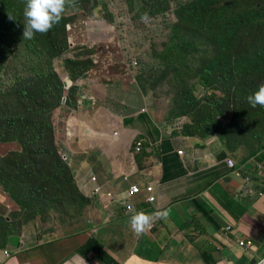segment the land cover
I'll return each mask as SVG.
<instances>
[{"label":"rangeland","instance_id":"obj_1","mask_svg":"<svg viewBox=\"0 0 264 264\" xmlns=\"http://www.w3.org/2000/svg\"><path fill=\"white\" fill-rule=\"evenodd\" d=\"M8 3L18 19L6 18L0 3V105L14 82L22 86L16 75L37 78L25 61L44 56L34 66L50 64L67 86L68 76L90 65L81 88L93 82L105 89L122 76L135 83L158 120L178 123L183 134L252 155L264 148V108L247 101L264 84V0H72L58 24L30 40L23 39L25 0ZM77 99L82 107L84 97ZM68 106L51 111L55 124L77 111L76 104ZM45 134L46 147L56 149L53 134ZM13 157H0L1 188L13 199V209L0 214V246L80 229L89 201L63 157H34L37 163Z\"/></svg>","mask_w":264,"mask_h":264},{"label":"crops","instance_id":"obj_2","mask_svg":"<svg viewBox=\"0 0 264 264\" xmlns=\"http://www.w3.org/2000/svg\"><path fill=\"white\" fill-rule=\"evenodd\" d=\"M90 70L82 78L68 76L67 98L74 95L70 101L77 111L54 123L55 148L68 157L65 163L89 201V215L73 232L0 246V264H106L95 251H81L90 238L117 264H244L263 256L264 156H257L264 148L256 156L231 150L218 139L183 134L178 123L156 118L128 78L111 80L105 89L93 82L89 90L81 88ZM77 96L84 97L82 107ZM0 150L4 157L22 147L0 142ZM227 158L235 165L229 166ZM93 174L111 197L91 195ZM137 183L153 186V202L145 200L144 191L131 194L130 185ZM11 201L0 182L1 215L13 209ZM163 209L170 210L168 218L136 237L131 216ZM244 238L252 240L251 247L237 244Z\"/></svg>","mask_w":264,"mask_h":264},{"label":"trees","instance_id":"obj_3","mask_svg":"<svg viewBox=\"0 0 264 264\" xmlns=\"http://www.w3.org/2000/svg\"><path fill=\"white\" fill-rule=\"evenodd\" d=\"M0 3L4 5V16H6V18L12 15L14 20L18 19L17 11L13 6H7L9 4L8 0H0ZM28 47L30 49L32 48L30 46ZM2 51H5L3 61H7L10 52H8L6 48H3ZM45 58L44 56H39L25 61V66L27 65L26 63H29L31 71L36 73L37 78L31 79L16 75L17 80L22 81V86L19 87L18 83L14 82L8 93L2 95L0 120L3 121L0 125L7 126L8 130L5 132L0 131V142L14 141L19 143L22 147L21 152H12L14 155L13 159L17 156H21L24 158V161L27 158L33 163H37L33 161L34 157L46 158L55 155L57 160L60 161L59 159L61 156L58 155L57 149L46 147V140L44 138L46 136L45 129L53 134L54 143V127L51 120V111L61 107L63 98L65 97L67 99L66 105H71L72 102L70 103L71 98H67L68 91L63 81L50 72V64H48V66H34L35 62H43ZM4 65L5 64L2 62L1 66L3 67ZM25 66L24 70H26ZM89 67L90 65L84 69L80 75L73 73V77H70L76 79L83 76ZM73 89L75 88L70 90V94ZM46 117L47 123L40 120ZM66 167L68 168L67 165ZM81 251L86 254L95 251L99 258L106 264H117V262H114L113 257L105 251L103 246L94 238H90L86 244L81 247Z\"/></svg>","mask_w":264,"mask_h":264},{"label":"clouds","instance_id":"obj_4","mask_svg":"<svg viewBox=\"0 0 264 264\" xmlns=\"http://www.w3.org/2000/svg\"><path fill=\"white\" fill-rule=\"evenodd\" d=\"M71 2L72 0H25V6L23 9V16L25 18V23L23 24V39L30 40L35 38L36 33H40V34L47 33L50 29L53 28L55 24H58L61 21L63 13L66 10V5H69ZM64 86L66 89L68 88L67 85ZM66 100H67L66 97L63 98L62 106L66 105L65 104ZM247 101L253 108L257 106L264 108V84L259 85L258 90H256L253 94L247 97ZM52 115L53 112L51 114V119L55 133V124ZM258 153H256L255 155L257 156ZM59 155L63 157L64 161H66L68 158L66 155L63 154H59ZM262 156H263L262 154L261 156L260 154H258L257 157H262ZM256 166L257 168H261L262 161L261 160L258 161ZM122 195H124V198L127 199L126 194H122ZM128 207L129 210H131V205H129ZM169 214H170V210L168 209L156 210L152 214H147L141 210L131 216L129 225L135 236L140 237L143 234H145L148 230H150L153 224L157 220H166ZM240 240L245 241L246 239L245 238L238 239L237 240L238 245ZM239 246L243 249H246L247 247H251L252 240H251V245H247V246L239 245ZM263 256L254 257L251 261H248L247 263L244 264H254L255 262L256 264H264V258H261Z\"/></svg>","mask_w":264,"mask_h":264},{"label":"built area","instance_id":"obj_5","mask_svg":"<svg viewBox=\"0 0 264 264\" xmlns=\"http://www.w3.org/2000/svg\"><path fill=\"white\" fill-rule=\"evenodd\" d=\"M134 64H136V62H134ZM140 147H141V142L139 141L136 143V150L138 152L140 151ZM177 153L179 155H181L182 151H178ZM226 161H227L229 166L235 165L232 159L228 158ZM258 166H260V165H258ZM125 179L127 180L128 176H126ZM245 179L248 180L250 178L248 176ZM91 181L94 183L93 189L91 191V195H95V196L99 197L103 194H106V196L111 197V192H106V193L104 192L102 185L98 182V176L96 174L91 175ZM129 189H130L131 194L134 196L140 195L142 193V191H144L145 195H146L145 199L149 202H152L155 199V196L153 194V186L149 183H147L143 188H141L138 183L137 184H131ZM260 193L261 192H259V194ZM239 245H245V246L251 245V240H249V239H246L245 241L240 240ZM261 258H264V256ZM254 264H256V262Z\"/></svg>","mask_w":264,"mask_h":264},{"label":"water","instance_id":"obj_6","mask_svg":"<svg viewBox=\"0 0 264 264\" xmlns=\"http://www.w3.org/2000/svg\"><path fill=\"white\" fill-rule=\"evenodd\" d=\"M64 85H67V83L64 82Z\"/></svg>","mask_w":264,"mask_h":264}]
</instances>
